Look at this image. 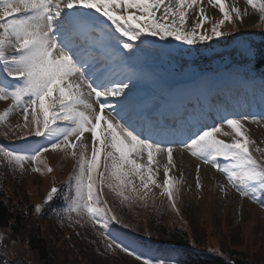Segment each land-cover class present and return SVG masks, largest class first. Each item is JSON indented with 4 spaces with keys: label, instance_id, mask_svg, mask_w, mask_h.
<instances>
[{
    "label": "snow or ice",
    "instance_id": "6c2138e0",
    "mask_svg": "<svg viewBox=\"0 0 264 264\" xmlns=\"http://www.w3.org/2000/svg\"><path fill=\"white\" fill-rule=\"evenodd\" d=\"M208 3L219 7L221 19L212 22L201 0H0V101H11L0 112V128L8 129L5 136L14 132L9 120L19 112L24 123H17L16 129L26 128L29 135L50 141L20 153L0 147V157L10 170L25 171V164H31L36 165L33 172L42 174L40 165L48 173L53 171L42 159V153L50 149L76 160L66 204L58 213L62 221L100 229L109 220L116 221L104 198L105 188L120 204L129 206L136 202L146 206L149 194L155 195L153 187L161 189L159 195L176 209L183 173L179 180L170 175L176 167L174 140L158 138L163 114L158 118L126 110L134 74L125 67L152 45L145 36L161 41L171 38L189 46L222 37V26L235 21L225 0ZM247 3L264 18V0ZM231 12L235 20L242 19L239 8ZM205 23L211 24L210 30H202ZM259 120L264 116L237 115L225 109L219 123L211 127L200 121L187 124V139L179 144L182 152L199 161L197 189L202 188L201 164L208 165L224 176L218 189L225 197L234 190L242 199L264 207V151L252 147L255 141L245 126L246 121ZM225 126L230 131H224ZM86 133L90 143L85 142ZM221 135L230 137V142ZM161 165L162 183L155 178ZM58 191L52 187L45 203ZM35 211H41L39 205ZM5 239L0 235L6 251ZM112 247L107 244L108 249ZM115 247L135 255L142 264H167L142 258L119 243Z\"/></svg>",
    "mask_w": 264,
    "mask_h": 264
},
{
    "label": "trees",
    "instance_id": "16d2710c",
    "mask_svg": "<svg viewBox=\"0 0 264 264\" xmlns=\"http://www.w3.org/2000/svg\"><path fill=\"white\" fill-rule=\"evenodd\" d=\"M244 28H251L250 31H255L258 26L254 19L251 27L244 26ZM264 29L261 30V32ZM258 33V32H257ZM256 43L261 50L258 61L259 64L264 63V36L260 32L255 37ZM13 181V191L8 184ZM7 181L6 179H0V233L6 230L9 235L4 234L6 237L5 243L9 245L7 250L0 246V262L7 260L8 264H58L60 258L64 252L61 248H57L52 244L51 238H46L44 234V228L48 227L50 232L54 235H61L65 237V243H69L72 247L71 252L74 253V264H92L88 263L86 259L88 253L96 255L104 264H141L137 263L133 257L123 254L117 247L112 249L107 248L108 241L99 236L94 240L93 230L90 225L80 227L78 225H69L68 221H63L59 218L58 213L66 204L65 197L68 193L61 194L51 202H43L42 209L39 213L35 211V203L29 205L23 204L21 201L15 199L25 195L27 191H21L18 180ZM23 192V193H22ZM26 196V195H25ZM115 201V200H114ZM118 203H113V212L117 216V220L112 222V228L117 229L118 232H122L124 235L131 237H150V229H152L154 223L168 226L169 230L173 234V240L179 243L181 246L183 243L188 242V236L181 227L173 225V221L170 215L160 216V211H151L149 214L133 211L125 206H118ZM29 206V207H27ZM190 210L193 211V206ZM184 218L186 221L187 213ZM157 219V220H156ZM46 224V226H43ZM239 227V225L237 226ZM203 239L199 241L193 235V241L197 247L207 246V243H202L205 240V236H201ZM10 238V239H9ZM11 241H16L15 245H12ZM92 241L101 242L104 245V249L98 245L91 244ZM202 241V242H201ZM23 246H21V245ZM91 245V246H90ZM222 256L210 257L201 263L196 264H255L256 261L249 259L246 252L240 249H225L222 244H219ZM87 255V257H85ZM33 258V260L30 259ZM86 262H85V261ZM253 261V262H252Z\"/></svg>",
    "mask_w": 264,
    "mask_h": 264
},
{
    "label": "rangeland",
    "instance_id": "374dc122",
    "mask_svg": "<svg viewBox=\"0 0 264 264\" xmlns=\"http://www.w3.org/2000/svg\"><path fill=\"white\" fill-rule=\"evenodd\" d=\"M225 3L229 7H231V9L233 7H237L240 9L248 8L247 0H225ZM201 4L205 8L206 15H208L211 19L215 18L216 15L219 13V7L212 8L211 4L208 3V0H201ZM189 23H191V20L189 21ZM141 75L142 72L140 73V76ZM138 80L139 78H137V76H135L134 74V79L130 85L132 91L129 93V98H131L134 93L140 92L138 87L135 86L136 83H139ZM2 102L4 101H0V104ZM9 102L11 103L10 100ZM131 108L132 106L128 101L126 110L129 111L131 110ZM17 115L19 117L16 121L15 118H13L14 122L15 123L22 122L23 121L22 114L18 112ZM245 126L248 129V135L251 136L253 139L256 138L257 132L264 133L263 124L257 125L256 123L246 121ZM223 130L230 131V129H227V127H225ZM86 136L87 138H85V141L88 142L90 139L88 133ZM219 138L230 142V137H225L221 135L219 136ZM44 142L45 144L50 143V141L48 140L47 141L45 140ZM174 154H176V158L174 160L176 167L172 169L173 170L172 175L175 178H178L179 176L181 177V173H183V178L187 182L186 184L189 185L191 182L193 191H197L194 188L195 186L193 187V179H191V175L196 168V166L194 165H197L196 161L190 158L188 161H186L183 159V154L177 152ZM157 159H160V157H157ZM164 162H166V158ZM32 167H36V165L25 164V169H26L25 172H27L29 176L21 179L22 180L21 184H18L19 189L21 191L24 192L27 191L25 192L26 196L21 195V197L15 198L21 201L23 204L25 203L26 205L35 203L36 201L40 200L45 195V191L47 190V188L50 186L51 184L50 180L53 179V177L47 176L46 173L42 174L41 172H33L31 170ZM162 172H163V166L161 165L160 170L155 177L158 182H161ZM38 173H41L40 175L41 177L35 176ZM54 174L57 175L58 177H62L63 172L56 168ZM206 177H208L209 179H207ZM206 177L202 180V183H205L204 186L205 188L212 189L213 185L216 186V189H214L215 191L213 190V194H212L213 197L209 201H206L209 198L208 196H206L205 192H203L204 190L202 191V193L195 194L194 198L196 199L197 202H195L193 206V211L189 210L187 212L188 221L184 220L185 226L189 227V232L191 233L192 236L194 235L198 241L200 239H203L201 236H205L206 238L203 242L201 241L202 243L210 242L214 244L215 243L222 244L226 250L240 249L243 252H246L249 259H253L254 261H256L255 264H264V216L260 215L258 211L255 209V207L249 205L251 207L248 206L247 208H245L244 220L242 222L241 221L238 222L239 217L236 218V213H238V216H240V211L243 208L242 206L243 205L247 206L248 204L243 203V201L239 200L237 196L236 197L228 196L225 198L222 197L224 200L223 203L219 199L220 195L217 194V192H219L218 185L220 183H223L225 179L216 173L209 174V176ZM12 183L13 181H11L8 184L9 188L11 189L10 193H12L13 191ZM154 189L155 191L160 190L156 188ZM186 190L188 192V195H191L192 193L191 189L190 190L186 189ZM229 193L231 192L229 191L228 194ZM183 209L186 210V207L184 206ZM237 223L239 224V227H237L238 226ZM43 226H46V224H44ZM43 231L45 237L48 239L51 238L52 244L55 245L57 248H61L62 252L65 253L60 258L58 264H74V259H73L74 253L71 252L73 250L70 244L65 243V237H62L59 234L54 235L53 232H50L48 227H45ZM3 232L9 235L8 232H6V230ZM2 233H0V235H2ZM0 246L3 247L2 245ZM88 256L89 257H87V255L85 256L87 257L86 259L88 260V263L91 262L92 264L105 263L101 261V259L98 258L96 255L94 254L92 255L90 252L88 253ZM30 259L33 260L32 257H30ZM127 264H131V263L127 262Z\"/></svg>",
    "mask_w": 264,
    "mask_h": 264
},
{
    "label": "bare ground",
    "instance_id": "6f19581e",
    "mask_svg": "<svg viewBox=\"0 0 264 264\" xmlns=\"http://www.w3.org/2000/svg\"><path fill=\"white\" fill-rule=\"evenodd\" d=\"M139 98H141V96L137 97L136 99H139ZM181 154H184V153L181 152ZM183 159L186 160V161H188L189 160V157L184 154ZM211 172H214V170L212 169ZM211 172H210V170L204 169V168H202V170H201V173L203 174L204 177L209 176V174H212ZM206 178L209 179L208 177H206ZM236 218H237V213H236Z\"/></svg>",
    "mask_w": 264,
    "mask_h": 264
}]
</instances>
